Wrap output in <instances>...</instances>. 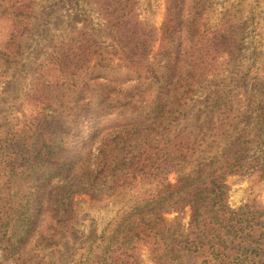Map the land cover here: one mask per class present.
Segmentation results:
<instances>
[{"label": "trees", "instance_id": "obj_1", "mask_svg": "<svg viewBox=\"0 0 264 264\" xmlns=\"http://www.w3.org/2000/svg\"><path fill=\"white\" fill-rule=\"evenodd\" d=\"M131 1L107 6L106 49L86 38L56 43L40 68L43 81L34 88L41 111L18 122L4 116L0 122V193L10 214L2 218L3 224L32 231L35 206L49 194L30 199L21 195L12 201L6 192L29 182L49 191L57 188L51 203L59 211L79 193L107 192L109 199L136 187L139 197L123 204L108 246L117 252L142 243L164 246L172 228L167 215L190 206L192 236L178 246L205 256L209 264H225L234 253L232 245L253 250L260 238L257 232L264 234V216L251 217L248 205L231 208L223 178L213 176L205 184L184 172L199 148L192 132L177 130L196 80L205 76L193 55L198 49L192 32L198 36L199 18L191 22L188 0H172L169 31L177 36L166 40L159 59L155 29L141 22ZM26 2L0 0V35L7 30L0 41V61L8 65L20 56L31 28L34 12ZM49 66L59 73L57 80H49ZM75 87L79 91L74 104H68L66 94L56 102L62 91ZM87 129L94 132L93 139L106 129L134 130L127 141L122 137L113 148L107 145V161L101 164L105 174L83 166L78 146ZM174 171L175 184L169 180ZM13 217L15 222L9 223Z\"/></svg>", "mask_w": 264, "mask_h": 264}, {"label": "rangeland", "instance_id": "obj_2", "mask_svg": "<svg viewBox=\"0 0 264 264\" xmlns=\"http://www.w3.org/2000/svg\"><path fill=\"white\" fill-rule=\"evenodd\" d=\"M26 3L28 9L33 7L34 17L30 31L24 37L22 52L14 62H9L10 65L0 61L3 66L0 67V122L4 116L18 122L32 113L37 115L41 109L34 99V88L37 81H43L40 68L54 45L69 38L77 42L86 38L90 42L97 41L102 49H106L108 32L104 12L107 6L127 4L126 0H27ZM172 3V0L131 1L141 22L155 29V53L159 59L166 40L177 36L169 31ZM186 8L188 12L191 10V22L199 18L198 36L192 32L198 49L193 50V55L196 63L202 64L201 72L205 76L196 80L177 125V130L192 132L199 144L198 155L184 172L199 176L205 184L213 176L223 178L228 205L233 209L248 205L251 217L262 218L264 0H188ZM6 34L7 30L3 35ZM3 35H0V41ZM105 54L107 52L101 55ZM50 69L51 66L49 80H57L59 73ZM78 89L62 91L56 102L65 100L60 95L66 94L63 97L68 104H74ZM86 96L88 93L83 95ZM133 132H107L106 129L93 139L94 132L85 130L78 146V152L84 157L83 166L105 174L101 164L103 159L107 161V145L113 148L122 137L127 141ZM169 180L177 183L178 174L172 172ZM34 184L29 182L9 191L4 188L12 201L19 200L21 195L37 198L49 194L42 198L40 206H35L31 232L25 233L22 227L13 229L11 224L8 227L6 221L3 224L2 218L6 219L10 214L5 212L3 194L0 193V264L210 262L205 256L178 246L179 241L192 236L190 206L181 213L167 215L172 228L165 234L164 246L142 243L134 249L124 251L123 248L117 252L108 246L113 225L119 220L123 204L138 199L140 188L109 199L107 192L99 195L79 193L59 211L51 203L58 189L49 191V188ZM15 220V217L8 219L9 223ZM257 236L260 238L251 251L238 244L232 245L234 253L225 264H264V234L260 230Z\"/></svg>", "mask_w": 264, "mask_h": 264}]
</instances>
